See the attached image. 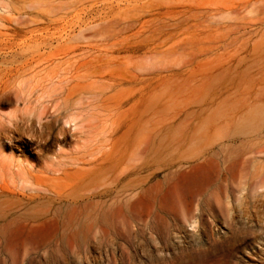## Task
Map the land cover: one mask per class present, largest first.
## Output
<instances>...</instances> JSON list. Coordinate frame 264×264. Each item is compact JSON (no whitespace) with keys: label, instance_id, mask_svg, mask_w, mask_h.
I'll use <instances>...</instances> for the list:
<instances>
[{"label":"rangeland","instance_id":"1","mask_svg":"<svg viewBox=\"0 0 264 264\" xmlns=\"http://www.w3.org/2000/svg\"><path fill=\"white\" fill-rule=\"evenodd\" d=\"M44 222L24 264H264V0H0V264Z\"/></svg>","mask_w":264,"mask_h":264},{"label":"bare ground","instance_id":"2","mask_svg":"<svg viewBox=\"0 0 264 264\" xmlns=\"http://www.w3.org/2000/svg\"><path fill=\"white\" fill-rule=\"evenodd\" d=\"M148 146H149V144H147V148H148ZM166 146H173V144L169 143V144H166ZM162 147H165V145H163ZM208 148H210V149H208ZM208 148H206L203 151H197L194 155V158H196L199 161H201L203 159L206 160L207 157L210 155L209 153L212 150L211 147H208ZM250 152L254 153V154L255 153L261 154L263 151L259 152L258 150L255 151L254 149H252ZM249 162H250V160H248L247 158L243 159V162H242L243 166L241 167L242 171L246 172L247 165ZM142 173L143 172L140 169H138L137 171L135 170L133 172V175H136L134 187H135V190H137V195L139 198H142L143 193H146V191L144 190V186L148 183V181H150V177L154 176V174H155V173L149 172V174L145 178H143V177H140L142 175ZM223 176H227V174L223 173ZM243 177H244V175H243ZM260 178H261V176H259V175H257L255 178V183H256L257 187H260L259 185H261ZM226 180L229 181V179H226ZM108 193H109V188L105 187L103 190V195L108 196L109 195ZM84 200H85L84 197H80V200L79 199L73 200V203L75 205H79ZM135 204H132L129 206V211L136 212L135 210H133V207L137 206V204L136 205ZM154 207H156V206H154ZM177 208L185 209L183 205H179V207L177 206ZM44 224H46V222H44L43 224H32V225L21 224V226L18 224L14 228L10 227L5 234L1 235V237L5 239L8 246H10L13 250H15V252L18 251L16 249H19L18 247H20V246L22 249L25 250L24 257H23L24 259L22 260L23 264L25 263L26 256L34 250L33 247H34V240H35L36 233L40 230V228ZM17 254H19V252ZM14 261H15L14 264H16L18 262V260L16 258Z\"/></svg>","mask_w":264,"mask_h":264}]
</instances>
